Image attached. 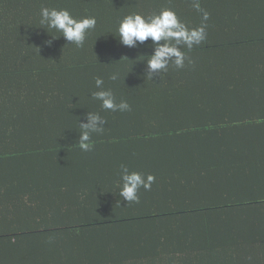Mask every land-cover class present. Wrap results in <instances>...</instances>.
Wrapping results in <instances>:
<instances>
[{
	"label": "trees",
	"instance_id": "obj_1",
	"mask_svg": "<svg viewBox=\"0 0 264 264\" xmlns=\"http://www.w3.org/2000/svg\"><path fill=\"white\" fill-rule=\"evenodd\" d=\"M200 4L209 13L205 41L191 50L178 46L193 63L176 68L170 60L168 71L150 73L151 38L122 44L119 21L172 8L194 27L202 12L192 0H0V264H76L108 255L119 262L128 238L146 237L176 243L172 253L191 259L186 264H261L250 256L262 245V209L248 211L239 232L244 243L201 219L212 212L220 220V207L227 215L264 204V0ZM42 7L95 16L96 27L78 48L40 24ZM117 70L120 79L111 81ZM98 76L130 111L100 107L93 98ZM90 112L106 122L102 133H90L94 146L85 152L79 124ZM122 164L155 176L150 190L139 189V203L119 194ZM99 230L122 245L94 248ZM198 238L224 245L232 257L179 251ZM27 240L29 257L18 263L13 250ZM130 249L140 264L162 260Z\"/></svg>",
	"mask_w": 264,
	"mask_h": 264
},
{
	"label": "clouds",
	"instance_id": "obj_2",
	"mask_svg": "<svg viewBox=\"0 0 264 264\" xmlns=\"http://www.w3.org/2000/svg\"><path fill=\"white\" fill-rule=\"evenodd\" d=\"M192 6L197 12H202V23L197 26H189L174 9L163 8L158 13L132 12L125 15L119 21L118 35L116 36L119 37L122 44L128 47H135L137 42L143 43L151 38L155 49L147 59L150 73L161 69L168 71L170 60L176 68H183L186 60L189 64H192L193 61L178 46L184 44L188 50H191L193 44L200 45L206 39V22L209 13L201 8L200 0H192ZM39 22L41 25H46L48 30H56L61 33L66 41L81 48L84 46L88 33L95 29L97 19L92 15L77 18L66 8L42 7ZM48 43L50 44L51 41ZM173 57L174 60H172ZM108 78L111 81H116L120 79V72L113 71ZM95 84L99 90L93 93V98L101 102L102 109L121 112L131 110L127 100L120 99V102L117 103L113 90L102 87L103 77H96ZM105 122V118L102 120L98 112H90L88 122L79 124L81 131L77 144L82 151L92 150L94 142L90 133H102L104 127L100 125ZM119 175L122 181L119 186V194L128 203H139V189L143 187L145 190H150L155 181L153 174H147L145 177L141 172L129 171V168L123 164Z\"/></svg>",
	"mask_w": 264,
	"mask_h": 264
},
{
	"label": "crops",
	"instance_id": "obj_3",
	"mask_svg": "<svg viewBox=\"0 0 264 264\" xmlns=\"http://www.w3.org/2000/svg\"><path fill=\"white\" fill-rule=\"evenodd\" d=\"M221 206V205H220ZM262 209L264 211V204H255L252 206H247V209H240V210H234L232 213H229L226 215V210H228V208H224V207H220L219 210V215L221 214L220 220H217L216 218L213 221V215L212 212H205V214H207V216H203L201 221H203V223H210L211 226L213 227H217L218 229L220 228V235L222 236H236V239H238L240 242L244 243V239H245V235H241L239 234V232L241 230H244L245 228V218L247 216L248 211L252 214L254 209ZM212 221V222H211ZM214 222V223H213ZM191 226V224H189ZM196 227L199 230L198 233V237L202 236L201 235V230L202 228L199 227L198 225H196ZM208 229V227H207ZM114 230V228H113ZM118 230V229H117ZM129 236L134 233L133 230L131 232V229L129 227L126 228ZM141 231V230H140ZM139 231V232H140ZM108 230H99V232H94L93 236H96L99 238V241L97 240L94 244L93 247H97V249L99 251L101 245H106L111 248H115L120 247L122 245V243L118 240V238H114V234L111 236V238H109L108 240ZM138 233V232H137ZM135 233V235L137 234ZM168 234V233H167ZM89 235V234H88ZM140 235V233L138 234ZM118 236V235H116ZM257 237H261L262 239V245L260 247V249H257L258 254H256L255 256H250V259H255V260H259V262L261 264H264V232H262L260 235H258ZM200 243L191 242V247H189L187 250L183 249L182 246H179V251H184L182 252L183 254H186L188 256L195 257L194 255H199L198 257H210V256H226V257H232V253H230L229 250L224 248V245H220V247H212L213 245H211V241L210 240H205V238H198ZM150 240V239H149ZM160 242L158 240H150L148 241V238L146 237L145 239H141V242L137 240V238H128V240H126V246H127V250L125 251V253L127 254V256L125 258L122 259V261L119 262H115V257H110V255H108L107 260L105 259L106 257L104 255H99L100 257L103 256V259L105 260H101L99 261L97 257L92 256V260H88L86 259L85 261L81 260L80 258H78L77 263L76 264H140V261H136L134 260L137 257H134L132 249L130 248H134L137 249L138 248V256L139 254L142 253H146L147 256L150 257V255H154L156 254L158 257H160L162 260H160V262H158V264H186L188 263L190 260H186L183 259V256L178 257V255L180 254V252H177V250H175L174 253H172V250L177 248L175 247V245H177L176 243L173 244L172 246L169 244H165V246L162 244V237L159 238ZM229 241H233L232 238L229 239ZM149 242V243H148ZM169 242H173V241H169ZM197 245V246H195ZM29 240L23 242L22 244L20 243L19 246L16 247V250H13V256H16L17 258H15V260H17V262L19 263L21 260L18 259L19 257H24L25 255L27 257L28 254L25 252H23L24 250L29 249ZM83 247V246H82ZM81 247V248H82ZM92 247V246H91ZM175 247V248H174ZM233 247H236V245H233ZM7 249L6 251V255L7 258L10 260L11 255H8L10 249H8V247H5ZM130 249V250H129ZM4 250V249H3ZM129 250V251H128ZM262 250V254H259V251ZM229 253V254H227ZM96 254V253H95ZM1 255V254H0ZM97 255V254H96ZM186 256V257H188ZM244 259V257L240 256V259ZM13 260V261H15ZM242 261V260H241ZM210 261H206L205 259H198L196 261L191 262V264H206L209 263ZM255 264H259V263H255Z\"/></svg>",
	"mask_w": 264,
	"mask_h": 264
}]
</instances>
